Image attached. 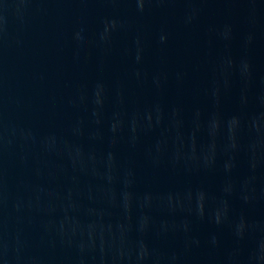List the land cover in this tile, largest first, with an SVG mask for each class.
I'll return each mask as SVG.
<instances>
[{
  "label": "water",
  "instance_id": "water-1",
  "mask_svg": "<svg viewBox=\"0 0 264 264\" xmlns=\"http://www.w3.org/2000/svg\"><path fill=\"white\" fill-rule=\"evenodd\" d=\"M0 264H264V0L1 21Z\"/></svg>",
  "mask_w": 264,
  "mask_h": 264
}]
</instances>
